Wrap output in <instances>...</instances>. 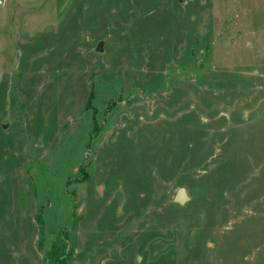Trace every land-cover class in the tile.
Here are the masks:
<instances>
[{
    "label": "rangeland",
    "instance_id": "obj_1",
    "mask_svg": "<svg viewBox=\"0 0 264 264\" xmlns=\"http://www.w3.org/2000/svg\"><path fill=\"white\" fill-rule=\"evenodd\" d=\"M49 258L264 264V0H0V264Z\"/></svg>",
    "mask_w": 264,
    "mask_h": 264
},
{
    "label": "water",
    "instance_id": "obj_2",
    "mask_svg": "<svg viewBox=\"0 0 264 264\" xmlns=\"http://www.w3.org/2000/svg\"><path fill=\"white\" fill-rule=\"evenodd\" d=\"M102 50H103L102 42H99L95 48V51L102 52ZM188 199H189V197H188L185 189H183V188H179L173 197V201L180 204V205L184 204L186 201H188Z\"/></svg>",
    "mask_w": 264,
    "mask_h": 264
},
{
    "label": "trees",
    "instance_id": "obj_3",
    "mask_svg": "<svg viewBox=\"0 0 264 264\" xmlns=\"http://www.w3.org/2000/svg\"><path fill=\"white\" fill-rule=\"evenodd\" d=\"M48 261H49V264H50V263H51V259L49 258V260H48ZM63 262H64V261H63Z\"/></svg>",
    "mask_w": 264,
    "mask_h": 264
}]
</instances>
